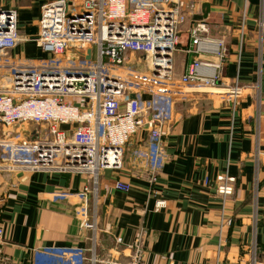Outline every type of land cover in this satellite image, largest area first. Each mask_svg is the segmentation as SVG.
<instances>
[{
	"label": "crops",
	"instance_id": "1",
	"mask_svg": "<svg viewBox=\"0 0 264 264\" xmlns=\"http://www.w3.org/2000/svg\"><path fill=\"white\" fill-rule=\"evenodd\" d=\"M45 1L0 0L3 7L14 9L24 39L10 50L11 59L50 57L27 40L37 32ZM189 7L190 19H205L209 36L226 43L222 83L237 79L241 86L257 85L264 97V29L260 34L259 28L264 0H201ZM180 41L181 49L173 56L175 78L191 58L184 51L186 33ZM201 58L213 59L207 54ZM182 91L184 96L173 101L170 120L153 136L138 130L120 165L99 172L95 203L91 198L88 202L96 212V264L127 259L129 249H116V236L124 244L140 241L143 264H247L251 245L257 264H264V119L255 182L252 96L241 97L232 108L223 87ZM4 133L0 125V137ZM221 173L236 177L224 201L212 186ZM117 180L129 189L119 192ZM85 181V173L79 172L1 171L0 264H79L53 247H89L90 233L79 226L85 201L78 193ZM157 199L165 201L159 210L154 209Z\"/></svg>",
	"mask_w": 264,
	"mask_h": 264
},
{
	"label": "built area",
	"instance_id": "2",
	"mask_svg": "<svg viewBox=\"0 0 264 264\" xmlns=\"http://www.w3.org/2000/svg\"><path fill=\"white\" fill-rule=\"evenodd\" d=\"M200 1H45L40 7L34 42L50 57L37 62L22 59L18 63L5 60L10 59V50L18 41L15 11L0 5V69L8 70L0 72V80H7L0 82V125L5 131L0 137V150H7L0 154V172L18 168L79 172L86 177L78 193L85 201L79 226L90 233L89 247H53L55 253L84 264L86 252L95 247L92 235L97 230L93 218L96 212L90 210L88 202L91 198L95 203L96 188L91 186L99 171L120 165L124 148L130 146L138 130L153 136L173 115L170 92L151 88L134 78L123 79L120 72L125 76L136 74L143 59L151 65H147L151 78L171 81L173 56L181 49L184 32L188 40L184 51L191 58L178 76L179 82L196 88L224 86L221 79L226 43L222 38L209 36L205 19H190L189 5ZM259 28L261 34L263 22ZM203 54L213 59H202ZM31 62L35 63L28 64ZM239 83L234 79L226 86V102L233 108L243 95L254 99L253 164L257 182L264 97L257 85L245 87ZM135 84L148 87V92H139ZM143 93L148 96L146 99ZM26 125H37L43 131L30 137L29 130H21ZM149 180L153 183L155 175ZM235 180L234 176L221 173L214 177L212 185L224 198L233 192ZM114 187L119 192L129 189L128 183L120 180ZM164 205V200L157 199L154 209ZM226 223H231L230 218ZM2 242L0 226V253ZM114 245L116 249L124 245L121 237H114ZM124 247L129 249V255L120 264H143L137 238ZM249 251L247 264L257 263L255 245ZM90 261L96 264L94 256Z\"/></svg>",
	"mask_w": 264,
	"mask_h": 264
},
{
	"label": "rangeland",
	"instance_id": "3",
	"mask_svg": "<svg viewBox=\"0 0 264 264\" xmlns=\"http://www.w3.org/2000/svg\"><path fill=\"white\" fill-rule=\"evenodd\" d=\"M35 29V28H34ZM17 36L18 37H21L20 36V34H19V32H17ZM28 39V41L29 42H31L32 44H33V46H35L36 47V45H35V43L36 42H34V38H35V35H33V36H29V37H27ZM92 51H93V49H92ZM10 56V59H8V58H6L5 60L6 61H9V62H14V63H18V61H20V60H26V59H30V60H42V59H44V57H35V58H25V57H22V59H19V60H17V59H11V55H9ZM93 58H94V53L92 54V58H91V60L90 61H93ZM27 61V60H26ZM147 60H145V61H143V59L141 60V63H139L140 65H139V68H138V70L136 71L137 72V74L139 73V75H141V76H147L148 75V77L147 78H151L150 77V74H149V72H150V70H149V68H148V62H146ZM28 62V61H27ZM1 71H7L8 72V70H6V69H0V72ZM6 72V73H7ZM3 74H5V73H3ZM0 78H1V75H0ZM151 81H152V79H150ZM155 80H157V79H155ZM7 80L5 79V78H3V79H1L0 80V82H6ZM150 81V82H151ZM142 82H144V81H142ZM153 82V81H152ZM151 82V83H152ZM158 82H160V83H162V81H160V80H158ZM146 83V82H145ZM153 84V83H152ZM164 84H167V86L168 87H166V88H169V87H171L172 85H179V82H178V80L175 78V76H174V73H173V71H172V79H171V81H168V82H165ZM136 85V87H135V89H137V90H139V92H142V91H146V92H148L147 91V88L148 87H145V86H143L142 84H140V85H137V84H135ZM160 90V89H159ZM21 130L22 131H27V130H29V132H30V137H34V136H36V135H38V134H40L41 133V131H43L42 129H41V131H40V129H39V127H37V125H26L25 127H22L21 128ZM36 134V135H35ZM4 153H7V150H4L3 151ZM15 170H20V169H18V168H16ZM7 172H9V171H6V170H4V173H7ZM229 175V174H228ZM231 176H233V175H231ZM235 177V176H234ZM235 179H236V177H235ZM98 180L99 179H97L96 180V182H95V184H93L92 183V186L91 187H95L96 188V191H95V194H96V192H97V184H98ZM235 184H236V180H235V182H234ZM235 184H234V186H235ZM213 186V185H212ZM213 188H214V186H213ZM234 189V188H233ZM214 190H215V188H214ZM215 192H216V190H215ZM217 193V192H216ZM218 194V193H217ZM219 195V194H218ZM220 196V195H219ZM226 197H228V196H226ZM226 197H224V198H222V197H220V198H222V201H224V199H226ZM231 220V219H230ZM97 226V225H96ZM132 242V241H131ZM131 242H129V243H131ZM129 243H126V244H129ZM126 244H124V245H126ZM124 245H122L123 247H124ZM95 246V245H94ZM96 247L97 246H95V247H93L92 248V250L91 251H88V252H86V259H85V261H84V264H91V261H90V258H91V256H96ZM250 247H252V245L250 246ZM250 247H249V249H248V251L250 250ZM102 255H104V254H102ZM127 259H128V257H127ZM127 259L126 260H122L121 261V263H125L126 261H127ZM249 259H250V251L248 252V260H247V262L249 263Z\"/></svg>",
	"mask_w": 264,
	"mask_h": 264
},
{
	"label": "bare ground",
	"instance_id": "4",
	"mask_svg": "<svg viewBox=\"0 0 264 264\" xmlns=\"http://www.w3.org/2000/svg\"><path fill=\"white\" fill-rule=\"evenodd\" d=\"M21 40H23L24 41V39L22 38V37H18V41H17V43L19 42V41H21ZM38 47V46H37ZM22 59V58H21ZM17 60H19V59H17ZM35 62H37V60L35 61ZM35 62H33V63H35ZM14 63V62H13ZM32 62L31 63H28V64H33ZM12 65H16V64H12ZM148 65H149V67H151V65H150V63L148 62ZM120 74V76H122L123 77V79L125 78V79H130V78H134V79H137V81H144V83L143 82H141L142 84H144V85H147V86H150L151 88H156V89H160L161 91H168V92H170V96H172L173 97V101L176 99V98H182L183 96H184V92L182 91V89H184L185 90V88H187V89H196V87H194V85H192V84H182V83H180L179 82V79H178V77L176 78L177 80H178V82H179V85H172L171 87H169V88H166V87H168L167 86V84H164L165 82H167V80H163L162 81V83H160V82H158V79L157 80H155V79H153V78H147L148 77V75L147 76H141V75H139V73L137 74H131V75H127V76H125L122 72H120L119 73ZM150 79H152V81L150 80ZM153 83H151V82ZM146 82V83H145ZM225 85V84H224ZM227 85H225V86H223V88L226 90V87ZM220 87H222V86H220ZM246 87V86H245ZM200 88V87H199ZM243 96H246V95H243ZM242 96V97H243ZM226 98H227V95H226ZM241 99V98H240ZM173 101H172V105H173ZM172 108H173V106H172ZM172 114H173V110H172ZM21 170V169H20ZM101 171V170H100ZM99 171V172H100ZM114 186H115V183H114ZM232 194V193H231ZM230 194V195H231ZM229 196V195H228ZM165 206V205H164ZM97 260V259H96ZM96 262V261H95ZM255 264H257V263H255Z\"/></svg>",
	"mask_w": 264,
	"mask_h": 264
},
{
	"label": "water",
	"instance_id": "5",
	"mask_svg": "<svg viewBox=\"0 0 264 264\" xmlns=\"http://www.w3.org/2000/svg\"><path fill=\"white\" fill-rule=\"evenodd\" d=\"M89 52V51H88ZM89 56H87V58H88Z\"/></svg>",
	"mask_w": 264,
	"mask_h": 264
}]
</instances>
